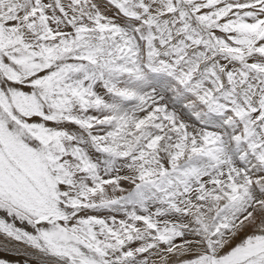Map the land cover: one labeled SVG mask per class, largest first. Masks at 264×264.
I'll use <instances>...</instances> for the list:
<instances>
[{"label":"snow or ice","instance_id":"6c2138e0","mask_svg":"<svg viewBox=\"0 0 264 264\" xmlns=\"http://www.w3.org/2000/svg\"><path fill=\"white\" fill-rule=\"evenodd\" d=\"M0 235L264 264V0H0Z\"/></svg>","mask_w":264,"mask_h":264},{"label":"bare ground","instance_id":"6f19581e","mask_svg":"<svg viewBox=\"0 0 264 264\" xmlns=\"http://www.w3.org/2000/svg\"><path fill=\"white\" fill-rule=\"evenodd\" d=\"M4 239L5 238L0 235V242L4 241ZM22 246V244L13 243L10 245L9 250L0 249V259L8 261L9 264H35L34 258L27 257L23 254L26 253V249Z\"/></svg>","mask_w":264,"mask_h":264},{"label":"rangeland","instance_id":"374dc122","mask_svg":"<svg viewBox=\"0 0 264 264\" xmlns=\"http://www.w3.org/2000/svg\"><path fill=\"white\" fill-rule=\"evenodd\" d=\"M105 215V214H104ZM20 247V246H19ZM22 247H24V246H22ZM19 254H21L20 252H18ZM24 255H26L27 257H29L26 253H23Z\"/></svg>","mask_w":264,"mask_h":264},{"label":"crops","instance_id":"0c3cea01","mask_svg":"<svg viewBox=\"0 0 264 264\" xmlns=\"http://www.w3.org/2000/svg\"><path fill=\"white\" fill-rule=\"evenodd\" d=\"M103 214L107 215V212L105 211Z\"/></svg>","mask_w":264,"mask_h":264}]
</instances>
